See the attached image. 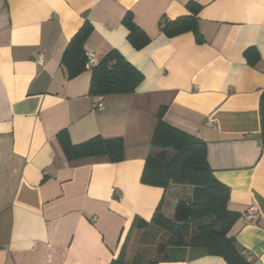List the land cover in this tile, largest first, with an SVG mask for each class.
<instances>
[{
	"label": "crops",
	"instance_id": "1",
	"mask_svg": "<svg viewBox=\"0 0 264 264\" xmlns=\"http://www.w3.org/2000/svg\"><path fill=\"white\" fill-rule=\"evenodd\" d=\"M192 2L201 6L202 42L161 31L162 21L190 15ZM128 13L151 39L141 50L128 39ZM86 21L94 29L87 53L102 60L117 51L143 75L134 93L92 96L89 69L68 78L62 56ZM263 98L264 0H0V264H228L168 242L152 246L150 259L132 251L166 232L140 220L158 208L172 219L178 202L200 195L141 180L163 107L165 122L206 144L214 180L240 215L229 235L250 264H264ZM100 101L106 110L94 112ZM63 130L74 144L123 138L125 160L70 162ZM253 204L260 215L249 223Z\"/></svg>",
	"mask_w": 264,
	"mask_h": 264
},
{
	"label": "trees",
	"instance_id": "2",
	"mask_svg": "<svg viewBox=\"0 0 264 264\" xmlns=\"http://www.w3.org/2000/svg\"><path fill=\"white\" fill-rule=\"evenodd\" d=\"M190 15L174 21H162L161 31L168 37L188 32L202 42L198 29L201 6L190 3ZM128 29V39L136 50L147 46L150 37L134 22L128 13L123 19ZM93 26L86 21L69 42L63 56L62 65L69 79L87 71V51L85 45L93 34ZM90 94L111 96L132 94L143 81V75L117 51L107 54L91 69ZM166 108H161L152 139V147L157 152L148 156L142 182L146 185L167 189L170 185L191 186L199 192V197L191 202H178L172 219L166 218L158 208L150 222L141 221L139 228L154 224L169 233L168 246L203 249L206 254L222 257L228 264H250L230 231L240 215L228 209L230 190L216 182L208 162L206 144L189 134L169 125L164 120ZM262 141L264 145V98L261 102ZM68 161L107 157L117 164L125 160L123 138L104 139L94 137L86 142L74 144L66 130L57 135ZM195 228V232L192 229ZM165 247L160 246L163 251ZM168 258H165V260ZM111 264H129L118 258ZM157 264V263H156Z\"/></svg>",
	"mask_w": 264,
	"mask_h": 264
},
{
	"label": "built area",
	"instance_id": "3",
	"mask_svg": "<svg viewBox=\"0 0 264 264\" xmlns=\"http://www.w3.org/2000/svg\"><path fill=\"white\" fill-rule=\"evenodd\" d=\"M36 61L41 65L44 61V56L42 54L37 55ZM99 63V58L95 53H87V69L91 70ZM106 110V105L103 101L98 103H94L93 111L94 112H103ZM208 126L215 127L214 124L209 123ZM259 208L256 204L251 205L248 210L244 213L245 221L249 223L257 222L259 219ZM91 221H95V218L91 219Z\"/></svg>",
	"mask_w": 264,
	"mask_h": 264
},
{
	"label": "rangeland",
	"instance_id": "4",
	"mask_svg": "<svg viewBox=\"0 0 264 264\" xmlns=\"http://www.w3.org/2000/svg\"><path fill=\"white\" fill-rule=\"evenodd\" d=\"M152 231H155V230H152ZM194 232H195V228L192 229L191 233H194ZM157 233H160V234L163 233V234H161V235L157 234L152 239H151V235L150 236L148 235V237L143 238L142 242H140V244L142 243L141 244L142 246L136 245L135 247H133L132 251L134 254L137 255L136 256L137 259H141V260L150 259V258L155 256L154 255L155 253L153 252L152 246H155V245L159 246V245L167 244V242L169 240V233L168 232L166 233L160 229L157 230ZM156 242H159V243H156ZM152 243H153V245H152ZM156 256H158V255H156Z\"/></svg>",
	"mask_w": 264,
	"mask_h": 264
}]
</instances>
